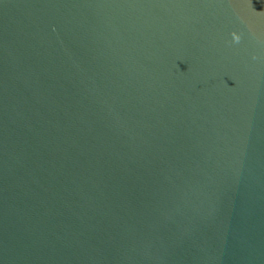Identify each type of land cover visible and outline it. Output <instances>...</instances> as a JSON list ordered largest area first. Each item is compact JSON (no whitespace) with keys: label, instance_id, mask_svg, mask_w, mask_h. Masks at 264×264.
Masks as SVG:
<instances>
[{"label":"water","instance_id":"95a60500","mask_svg":"<svg viewBox=\"0 0 264 264\" xmlns=\"http://www.w3.org/2000/svg\"><path fill=\"white\" fill-rule=\"evenodd\" d=\"M0 264H264V0H0Z\"/></svg>","mask_w":264,"mask_h":264},{"label":"clouds","instance_id":"9594fccd","mask_svg":"<svg viewBox=\"0 0 264 264\" xmlns=\"http://www.w3.org/2000/svg\"><path fill=\"white\" fill-rule=\"evenodd\" d=\"M236 39L238 40V39H239V37L237 36V37H236Z\"/></svg>","mask_w":264,"mask_h":264}]
</instances>
